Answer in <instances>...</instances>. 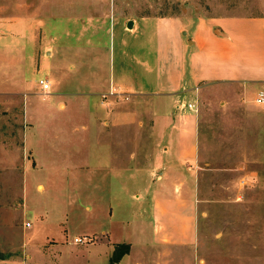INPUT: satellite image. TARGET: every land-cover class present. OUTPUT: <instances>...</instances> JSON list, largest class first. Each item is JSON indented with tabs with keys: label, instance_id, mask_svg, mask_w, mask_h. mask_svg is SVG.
I'll return each instance as SVG.
<instances>
[{
	"label": "rangeland",
	"instance_id": "rangeland-1",
	"mask_svg": "<svg viewBox=\"0 0 264 264\" xmlns=\"http://www.w3.org/2000/svg\"><path fill=\"white\" fill-rule=\"evenodd\" d=\"M227 16L264 17V0H0V37L11 39L5 47L32 57L34 85L48 84L42 70L45 61L57 71L62 63L71 70L80 68L87 73L82 83H88V73L104 67L113 31L125 23L172 18L190 23ZM10 79L6 70L0 73V264H34L26 247L32 233L39 242L64 238L65 251L62 246L49 252L55 260L62 254V264H86V246L96 238L83 236L100 229H110L115 237L123 235L139 247L143 225L133 219L124 227L120 220L134 218L135 201L148 180L150 125L113 129L123 137L115 140L114 162L127 169L126 190L134 199H114L113 224L94 219L85 209L94 203L87 199V186L79 187L75 200L64 172L36 168L51 164L53 156L35 157L25 151L24 135L30 127L24 122L25 95L20 99L10 94ZM194 92L188 104L196 110L198 123V153L192 166L198 186L196 257L207 264H244L264 250V109L254 102L257 94L247 95L240 84H202ZM128 104L135 105L144 121L150 100ZM144 134L147 139L142 140ZM97 206L99 215L105 205ZM74 236L86 240L73 243ZM186 254L175 264H190Z\"/></svg>",
	"mask_w": 264,
	"mask_h": 264
},
{
	"label": "crops",
	"instance_id": "crops-1",
	"mask_svg": "<svg viewBox=\"0 0 264 264\" xmlns=\"http://www.w3.org/2000/svg\"><path fill=\"white\" fill-rule=\"evenodd\" d=\"M128 25L113 31L104 67L88 73V83H82L87 73L80 68L71 70L62 63L57 71L45 61L46 90L33 83L32 57H21L12 46L5 47L11 39L0 37V73L6 70L11 78L10 94L20 99L25 95L24 122L30 127L25 131L24 149L35 157H56H50L55 164L41 163L36 168L50 166L64 172L71 179L68 187L75 200L79 187L87 186V199L94 201L85 207L88 214L113 224L114 199L124 195L127 202L134 199L126 190L127 169L114 162L115 140L123 137L113 129L149 124L146 134H151L153 145L147 152L152 156L148 180L135 201L134 218L120 220L124 227L133 219L143 225L140 246L123 235L115 237L110 229H100L83 236L96 238L86 246L89 258L85 262L110 264L114 248L128 245V253L115 264H175L186 253L190 264H207L196 257L198 186L192 166L198 153V123L196 112L186 106L202 84H240L247 95L264 93V17L227 16L190 23L147 19ZM144 98L150 100V107L143 121L128 102ZM97 202L105 205L99 215ZM67 218L65 214L64 222ZM64 227L65 223L61 229L65 236ZM34 237L32 233L26 242L32 263L62 264V254L55 260L49 252L62 246L65 251L64 238L39 242ZM244 264H264V250L258 259Z\"/></svg>",
	"mask_w": 264,
	"mask_h": 264
},
{
	"label": "built area",
	"instance_id": "built-area-1",
	"mask_svg": "<svg viewBox=\"0 0 264 264\" xmlns=\"http://www.w3.org/2000/svg\"><path fill=\"white\" fill-rule=\"evenodd\" d=\"M40 85H41L42 89H44V90L48 89V85H47L46 83H44L43 81L40 82ZM254 102H255L256 104H258V105H262V106H264V93H263V92L258 93V95L256 96ZM186 107H187V109H189V110H194V111H196V110L194 109V107H193L192 104H187ZM26 226L29 227L30 225L27 224ZM85 240H86L85 238H83V239H80V238H78V239H74V243L82 244V243H84Z\"/></svg>",
	"mask_w": 264,
	"mask_h": 264
},
{
	"label": "trees",
	"instance_id": "trees-1",
	"mask_svg": "<svg viewBox=\"0 0 264 264\" xmlns=\"http://www.w3.org/2000/svg\"><path fill=\"white\" fill-rule=\"evenodd\" d=\"M128 251H129L128 245H117L114 248L112 257L110 259V264L117 263L122 258V256L128 253Z\"/></svg>",
	"mask_w": 264,
	"mask_h": 264
},
{
	"label": "water",
	"instance_id": "water-1",
	"mask_svg": "<svg viewBox=\"0 0 264 264\" xmlns=\"http://www.w3.org/2000/svg\"><path fill=\"white\" fill-rule=\"evenodd\" d=\"M132 22H129V25H128V28H130V24H131Z\"/></svg>",
	"mask_w": 264,
	"mask_h": 264
}]
</instances>
